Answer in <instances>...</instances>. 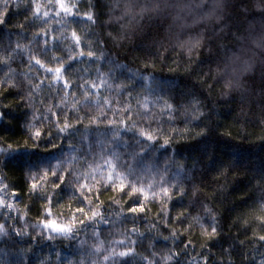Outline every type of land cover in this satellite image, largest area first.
<instances>
[{"label": "trees", "instance_id": "1", "mask_svg": "<svg viewBox=\"0 0 264 264\" xmlns=\"http://www.w3.org/2000/svg\"><path fill=\"white\" fill-rule=\"evenodd\" d=\"M65 3L74 6L71 14L60 11L54 0H0V13H6L5 23L0 24V56L14 50L8 64H0V77L11 70L18 80L22 81L27 74L35 83L43 81L35 96L39 111L35 112L38 119L34 121L36 128L44 133L39 143L42 161L55 165L58 159L76 156V167L84 171L90 163L103 165L100 156L119 153L122 167L118 170L132 165L147 186L150 179H160L158 173L165 167L170 178L184 163L191 167L198 155L194 150L199 143L198 134L210 129L209 155L227 164L238 154L242 166L229 171L226 180L221 176L219 184L211 183L202 190L201 201L207 198L208 206L215 209L217 217L218 234L211 239L203 235L198 225L186 231L192 223L191 217L203 212L202 207L190 206L192 188L186 181L182 186L187 187L188 195L181 200L177 192L168 201L173 221L178 213L186 208L190 210L183 224L163 220L158 215L161 201L151 195L145 202V213H128L127 207L132 205L125 203L127 195L120 197L109 189L99 195L97 203L103 202L101 211L110 223L98 220L90 227L77 224L78 231L64 235L37 226L45 218L42 215L45 201L40 198L41 194H30L26 176V173L30 176L28 158L0 156V199L5 201L0 205V225L5 227V231L0 232V264H147L143 257L156 264L169 249L180 252L171 264H260L264 259V243L253 237L264 234V226L254 218L257 214L251 213L249 206L259 195L252 177L264 166V11L259 6L261 0H65ZM127 3L134 4L135 8L125 15ZM33 5L40 7L36 20H31ZM144 5L150 10L141 13ZM45 11L47 17L43 15ZM89 12L95 13V24L87 20L85 14ZM217 16L223 18V30L217 28ZM25 23L28 27L21 29L20 25ZM62 27L63 36L68 39L53 40V35H61ZM72 30L93 42L95 58L85 55L69 62L70 78L76 85L85 80L100 84L91 91L98 93L96 99L101 104L105 97L109 99L110 103L101 108L90 109L81 102L79 108L74 109L71 102L80 99L79 93L75 98L69 95L67 105L60 104L65 95L61 83L54 86L59 91L50 92V74L34 61L29 63V54H33L48 64L56 49L62 50L56 54L66 60L70 53L65 45L72 47ZM45 39L52 51L41 54ZM196 40L201 41L200 45L189 52L190 42ZM17 43L21 49H16ZM82 47L87 51L86 44ZM75 51L73 49L71 54ZM142 73L154 75L150 87L141 79ZM101 74L106 81L104 84H101ZM118 84L125 87L117 88ZM2 91L4 89L0 88ZM18 91L13 88L0 100V107L5 103L12 106L11 130L0 132V147L7 148L11 144L13 148L19 145L23 149L27 144L31 151L33 142L28 140L25 124L31 121L33 112L24 103L17 105ZM189 93L200 100L202 111L208 114L199 124L185 122L183 107L171 118L167 113L160 114L159 107L146 117L136 115L143 111L138 100L144 102L147 98L151 104L163 95L184 105ZM46 106L61 112V123L68 117V122L75 126L70 134L54 136L48 142V130L55 133V128L43 120L47 115ZM128 106L138 124L159 129L156 147L146 154L140 153L132 142L134 138L139 139L135 133L125 131L119 124ZM89 117H96L95 122ZM109 121L115 123L109 124ZM116 127L121 137L113 140ZM165 138L170 143L161 147ZM124 140L129 143L125 145ZM133 151L139 153L136 158L131 156ZM204 159L206 161L207 157ZM216 177V173H211L208 180ZM137 178V175L129 177ZM3 185H8L6 190ZM70 192L66 187L53 194L51 219L61 224L68 223L72 210L80 206ZM109 196H116L120 203L110 202ZM121 212L118 217L117 213ZM77 219L82 217L77 214ZM133 227L138 231H126ZM173 227L181 234L175 241L165 240L163 237L170 236ZM119 241H124L134 254L110 255L105 261L104 255L125 250ZM98 242H102L99 252L95 251Z\"/></svg>", "mask_w": 264, "mask_h": 264}, {"label": "snow or ice", "instance_id": "2", "mask_svg": "<svg viewBox=\"0 0 264 264\" xmlns=\"http://www.w3.org/2000/svg\"><path fill=\"white\" fill-rule=\"evenodd\" d=\"M56 7L64 12V13H72V8L74 6H69L65 3V0H54ZM118 6V3H117ZM261 11H264V0H261L260 3ZM135 8V5L132 3H127L124 5V14L127 15ZM153 8H158V5H153ZM149 7L147 5L141 6V13L149 11ZM40 7L39 5H33V11L31 13V20H36L39 18ZM243 14V13H242ZM45 17L48 16V12L45 11L43 13ZM86 18L92 24H95L96 16L95 13L89 12L86 13ZM6 13H0V24L5 23ZM218 24L217 28L223 30L224 23L223 18L217 16ZM46 23V21H45ZM59 23V21H58ZM28 27V24L25 23L20 25L21 29H25ZM48 32L45 31L44 35L47 36ZM36 35H40L37 33ZM71 42L72 47H68L69 55L65 60L63 55H57L56 52H61V49H56L51 56V60L48 61V64H52L55 66H48L45 62H43L38 56L29 54V63L35 62L36 65H39L41 68L45 69L47 73L50 74L48 90L51 91H59V89H55L56 83H61L62 90L65 92V95L61 97L60 104L67 105L68 100L67 97L71 95L75 98L78 93L80 95V99L72 100V107L74 109H78L81 102L84 103L87 108H101L104 105H108L110 103L109 99L105 97L103 99L102 104L96 99L98 93H95L91 90L99 88L101 85L97 84L95 81H83L79 85H76L75 82L70 78V69L71 64L69 62L78 60L80 57L87 56L89 58H95V52L93 51V42L91 40H86L82 37L76 30H72L71 34ZM53 40H61L68 39V37L63 36V27L61 28V35H53ZM31 43V42H30ZM201 43L200 40H196L194 42H190V46L188 51L191 52L192 48L199 46ZM87 45V51L82 47V45ZM183 46V44L181 45ZM22 46L17 43L16 49H21ZM73 49L75 54H71ZM13 51H6L4 56H0V64L7 65L8 60L12 58ZM41 54L52 51V49L48 48V40H44L43 47H41ZM159 54L158 52L156 53ZM131 79V77H130ZM141 79L145 82L147 86L150 87V82L155 79L152 73H142ZM106 83L103 79V74H101V84ZM232 82L230 81L229 84ZM43 81L40 83H35L33 80L29 79L27 74H24L23 80H18L17 77L11 74V70L9 72H5L3 77H0V88H3L4 91L0 92V100L6 98L8 92H10L13 88L18 89L17 95L20 96V100L16 101L17 105L24 103L26 107L33 112L31 121H26L25 127L28 130V140H31L33 143L31 145L32 150H28L27 144L22 149L19 145L16 148H13L11 144L7 146V148L0 147V156H4L5 159H17V158H28V188L30 190V194L37 195L41 194L40 198L45 201V209L42 215H44V219H41L38 223V227H42V229H47L57 234H74L78 229H76V225H82L84 227H90L97 223L98 220H102L105 224H109L110 221L105 219L103 212L101 211L103 207V202L99 201V195L103 192H107L109 189L113 193L118 194L120 197L127 195L128 200L125 202L126 204L130 203L132 206L127 207V212L132 214H142L147 211L145 208V202L148 199V196L151 195L153 198H158L161 201V209L158 215L165 220L167 223L174 224H183L185 220L188 219V215H190V210L185 209L177 214L174 218L171 217V214L168 210L169 205L168 201H170L174 194H179L180 199L182 200L185 196L188 195L187 187L182 186V184L186 181L187 186L192 188V196L193 199L189 202L192 208L202 207L203 212L198 213L195 216L191 217L192 223H190L186 229V231H191L193 225H198L204 236L209 239L213 238L218 234V224L217 217L215 215V209L211 208L207 204V198L202 202L200 199L202 190L209 186L211 183L219 184L220 177L227 179V174L232 169L242 166V158L237 154L236 158L231 162L225 164L222 161H218L214 155H209V135L211 130H202L199 136L198 146L194 149L197 152V158L193 160L192 166L189 167L187 163L179 166L176 169L175 176L169 177L167 167L163 169V171L159 172L158 175L160 179L154 180L150 179L147 182V186H145L141 182V178H139L138 173H136L132 165H129L124 170H118L122 167L120 163L119 153H112L110 157L100 156L99 159L104 161L103 165L99 162L90 163L88 168L84 171H80L79 168L76 167L74 161L77 159L76 156L64 157L63 159H58L55 165H52L50 162L45 163L42 161L41 156L39 154V143L44 138V133L41 128H36V124L34 121L38 119L35 115V112L39 111V109L35 106V96L37 91L41 89V85ZM117 88L125 87L124 85H116ZM73 89H77L73 91ZM26 90V91H25ZM41 103H44L42 100ZM137 104L142 112L136 113V115H140L142 117H146L148 113L159 107L160 114L167 113L171 118L172 115L177 111L178 108H184L185 114V122L191 124L193 122L199 124L201 121L207 118L208 114L202 111V104L200 100L193 96L191 93L188 94V98L185 101L184 105L177 104L176 100L172 97H165L163 95L156 97L153 103L149 104L147 98H145L144 102L137 101ZM56 108H59L60 105H56ZM12 111V106L9 104H3L0 107V132H8L11 130L12 125V117L10 112ZM62 111V109H61ZM45 112L47 115L43 116V120H47L52 127L55 128V133L48 130V142H51V139L55 137L61 136V134H70V131L74 129V125L68 122V117H64L63 123H61V112L54 111L52 106H46ZM103 115V113H101ZM52 117H56V120L53 121ZM127 119H126V118ZM91 122H95L96 117H89ZM79 122V117H77ZM131 121V123H129ZM42 123V122H41ZM115 123L114 121H109V124ZM119 124L124 127L125 131L134 132L135 136L139 139H133V143L137 145L140 149V153H147L151 149L155 148L158 139L157 133L159 129H152L151 125L148 127H144L141 124H138L135 118L133 117L131 106H128L127 111L122 112L121 119ZM36 129L32 131V129ZM121 137V131L119 127L113 128V140L119 139ZM123 143L127 145L129 143L128 140H124ZM170 143L169 139L165 138L163 141V145L161 147H165ZM139 153L133 151L131 156L136 158ZM205 157L207 160L205 161ZM167 164V161H165ZM249 167H252L251 165ZM211 173H216L217 177L214 180H208V177ZM137 175V179H129L130 176ZM37 177H39L37 179ZM253 180L256 181V189L259 192L256 200L252 205L249 206V210L251 213L257 214L254 218L258 219L261 222V225L264 226V166L256 170V175L252 177ZM207 181V182H205ZM49 185L51 189L49 190ZM8 185H3V188L6 190ZM71 190L70 196L74 198L75 202L80 206L75 207L73 211V215L71 220L68 223L61 224L56 220L51 219V205L54 200V193H57L65 188ZM15 195V193H13ZM215 197L213 196V199ZM249 199H252L249 197ZM108 200L113 203L119 204L120 201L117 200L116 196H109ZM5 201L0 199V205H3ZM247 203V201H244ZM95 205V206H94ZM8 207H12L11 204L7 205ZM187 213V215H186ZM77 214H79L82 219H77ZM122 215L121 213H117L119 217ZM247 215V214H245ZM205 217L208 218V222L205 223ZM249 221L246 219L245 223L247 224ZM157 225L154 223L153 228ZM210 229V231H209ZM5 231V227L0 225V232ZM126 231H138L135 227ZM18 235L20 233H17ZM175 227L170 231V236H164L165 240L171 238L173 241L180 235ZM95 235V233H93ZM257 239L259 242L264 243V234L253 237ZM102 242H98L95 245V251L99 252ZM122 247L125 248L124 251L116 252L113 251L108 255H104V260L107 261L109 256H128L130 254H134V250L130 247H127L124 241L118 242ZM191 243V241H189ZM243 243V242H241ZM153 255H156L153 253ZM180 252L173 251L169 249L166 254H164L161 260L157 261L156 264H171L174 257H178ZM147 264H153L152 260H149L148 257H143ZM195 260V258H193ZM207 258H205V261ZM260 264H264V259L260 261Z\"/></svg>", "mask_w": 264, "mask_h": 264}]
</instances>
